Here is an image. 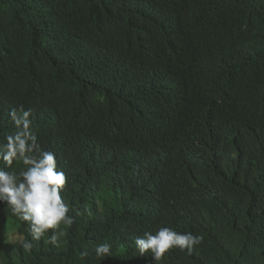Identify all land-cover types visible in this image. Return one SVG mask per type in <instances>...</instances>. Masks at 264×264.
<instances>
[{
  "label": "trees",
  "instance_id": "obj_1",
  "mask_svg": "<svg viewBox=\"0 0 264 264\" xmlns=\"http://www.w3.org/2000/svg\"><path fill=\"white\" fill-rule=\"evenodd\" d=\"M12 109L74 222L25 251L0 204V264H264V0H0V142ZM158 227L203 240L152 261Z\"/></svg>",
  "mask_w": 264,
  "mask_h": 264
},
{
  "label": "clouds",
  "instance_id": "obj_2",
  "mask_svg": "<svg viewBox=\"0 0 264 264\" xmlns=\"http://www.w3.org/2000/svg\"><path fill=\"white\" fill-rule=\"evenodd\" d=\"M9 116L14 130L0 142V204L7 205L13 216L27 224L31 237L13 238L12 242L31 251L33 241H39L51 229L48 243L58 246L65 235L60 225L71 226L74 222L61 195L67 183L66 173L58 168L56 154L41 147L29 119L30 110L12 109ZM14 162L22 164L19 171L13 168ZM202 240V235L158 227L136 237L135 245L140 255L150 252L152 261L161 262L174 248L191 254ZM94 251L102 260L110 256V245L97 244Z\"/></svg>",
  "mask_w": 264,
  "mask_h": 264
},
{
  "label": "rangeland",
  "instance_id": "obj_3",
  "mask_svg": "<svg viewBox=\"0 0 264 264\" xmlns=\"http://www.w3.org/2000/svg\"><path fill=\"white\" fill-rule=\"evenodd\" d=\"M4 237L6 238L7 241L12 242L13 238L18 239L19 237L16 235L15 231H9L7 233H4ZM0 241H2L0 237Z\"/></svg>",
  "mask_w": 264,
  "mask_h": 264
},
{
  "label": "bare ground",
  "instance_id": "obj_4",
  "mask_svg": "<svg viewBox=\"0 0 264 264\" xmlns=\"http://www.w3.org/2000/svg\"><path fill=\"white\" fill-rule=\"evenodd\" d=\"M141 101H143V100H141Z\"/></svg>",
  "mask_w": 264,
  "mask_h": 264
}]
</instances>
